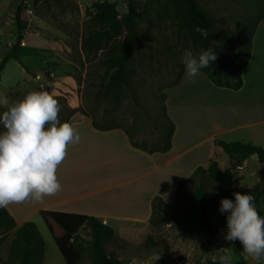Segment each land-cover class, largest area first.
Wrapping results in <instances>:
<instances>
[{"label": "rangeland", "instance_id": "1", "mask_svg": "<svg viewBox=\"0 0 264 264\" xmlns=\"http://www.w3.org/2000/svg\"><path fill=\"white\" fill-rule=\"evenodd\" d=\"M135 1L139 12L137 35L140 46L139 52H133L129 60L131 86L106 96L103 93L106 51L88 53L83 42L89 34L101 30L100 23L94 18L95 4L113 3L120 14H125L128 12V0H40L24 3L0 0V62L12 48L9 43H16L15 13L19 5L24 27L19 46L20 61L10 60L1 71L0 93L8 97L9 104H14L30 91H46L48 86L49 93L61 106L60 112L64 117L69 116L70 122L85 118L95 120L99 124L123 129L137 142L154 146L161 138V127L165 124V94L184 67L180 58L185 49L201 50L185 41L174 20L161 16L165 0ZM198 1L203 10L218 19L219 29L230 37L241 36L247 27L256 25L258 28L264 24V0ZM124 38L123 35L117 40L122 43ZM3 111L6 108H0V112ZM172 113L173 117L180 118L175 109ZM216 161L222 169L232 163L223 151ZM245 165L244 170H236L234 174L236 189L264 183L256 155L250 156ZM258 170L257 174H251ZM207 186L213 189L211 183ZM194 192L195 188L190 187L180 197L175 209L177 214L185 216L189 213ZM26 203L22 210L18 204L13 205L25 213L33 206L32 202ZM219 203L220 200L212 219L219 230L215 235L203 233L197 237H183L172 226L168 214L157 212L149 224L110 220L109 226L122 241L117 245L110 244L108 251L127 264H152L153 261L154 264H219L221 255H228L232 264H261L245 252L242 258L238 257L231 243L223 238L227 232L226 214L219 212ZM260 205L264 216V189ZM32 221L46 244L44 264H66L43 219L36 215ZM15 232L13 229L0 235V264H11L9 256ZM80 235L84 240L90 239L85 229ZM83 247L82 264H90L89 246L83 243Z\"/></svg>", "mask_w": 264, "mask_h": 264}, {"label": "crops", "instance_id": "2", "mask_svg": "<svg viewBox=\"0 0 264 264\" xmlns=\"http://www.w3.org/2000/svg\"><path fill=\"white\" fill-rule=\"evenodd\" d=\"M252 45L239 91L215 87L203 72L191 79L184 73L180 83L168 89L167 111L175 133L166 153L150 154L134 147L120 128L98 130L87 118L71 123L80 142L68 146L58 166L61 190L40 203L32 202L25 213L13 204L7 206L17 227L42 210L93 216L107 225L110 220L149 224L155 197L172 206L178 186L198 167L216 161L222 151L216 140L264 149V24L257 28ZM173 109L180 118L173 117ZM258 164L264 172V162ZM25 204L18 207L22 210Z\"/></svg>", "mask_w": 264, "mask_h": 264}, {"label": "trees", "instance_id": "3", "mask_svg": "<svg viewBox=\"0 0 264 264\" xmlns=\"http://www.w3.org/2000/svg\"><path fill=\"white\" fill-rule=\"evenodd\" d=\"M21 3L27 1L38 2L40 0H19ZM95 20L100 23L101 30L89 34L83 42V48L88 53H97L105 50L106 77L104 79V95L119 93L122 88H130L129 60L133 52H139L140 39L137 35L138 7L135 0H128V12L120 14L116 5L108 2L95 4ZM162 17H167L176 22V25L184 36L185 41L191 42L200 50L215 46L217 60L209 68L201 72L207 75L211 83L222 89L239 91L244 86L243 72L247 68L252 54V40L257 26L247 27L239 37H230L218 27V19L203 10L198 0H165ZM17 24L16 43L10 52L0 62L1 71L12 59L20 61L19 46L23 40L24 27L21 20L20 5L15 13ZM201 27L208 31L207 39L202 37L196 28ZM125 36L121 43L117 40ZM110 43V44H109ZM29 74L28 69L26 68ZM185 73L184 67L169 87L177 86ZM46 84V83H45ZM47 92L49 87H45ZM116 93V94H117ZM167 102V94H165ZM61 123L70 122L69 116L64 117L59 112ZM162 134L154 146H147L137 142L130 137L131 144L147 153H166L172 148V140L175 133V124L168 115L167 104L163 107ZM93 125L98 130H111L114 127L99 124L95 120ZM127 133V132H126ZM128 134V133H127ZM215 144L222 149L231 159V166L222 169L215 160L208 166L198 167L195 172L183 181L177 189V200L172 205H166L161 197H155L152 201L153 215L150 222L156 218V213L168 214L172 226L181 232L183 237L200 236L203 233L215 235L219 232L214 226L212 219L217 212L218 201L222 198L234 199L233 193H248L255 197V207L260 216L262 210L260 205L264 183L259 182L253 187L236 189L234 186V174L239 167L252 155L258 157L259 162H264V149L250 143L233 142L228 143L216 140ZM264 178V172H263ZM211 183L213 189L207 185ZM194 187L195 192L190 198L189 213L185 216L177 214L175 210L179 204L180 197L188 188ZM53 240L55 241L66 264H82L84 247L87 243L90 253V264H127L117 259L108 251L110 244L117 245L122 240L114 229L96 217L48 210L40 211ZM16 229L15 238L9 256L11 264H44L46 258V244L36 224L31 220L17 227L16 220L7 208L0 209V235ZM89 232L90 239L84 240L80 235L81 230ZM230 242V241H229ZM234 253L243 257L244 250L237 240L230 242ZM213 264V263H212ZM214 264H217L216 262ZM243 264H245L243 262ZM264 264V262H261Z\"/></svg>", "mask_w": 264, "mask_h": 264}, {"label": "clouds", "instance_id": "4", "mask_svg": "<svg viewBox=\"0 0 264 264\" xmlns=\"http://www.w3.org/2000/svg\"><path fill=\"white\" fill-rule=\"evenodd\" d=\"M195 30L208 38L206 29ZM180 60L185 75L195 78L217 60L215 46L199 52L185 49ZM60 107L58 100L43 90L30 91L14 104L0 93V108H6L0 112V209L26 201L40 203L61 190L58 166L65 160L68 146L80 142V135L70 123H61ZM233 197L219 203V212L226 214L223 238L238 240L249 257L264 262V216L256 210L255 197L240 192H234ZM219 264H232V260L221 255Z\"/></svg>", "mask_w": 264, "mask_h": 264}, {"label": "built area", "instance_id": "5", "mask_svg": "<svg viewBox=\"0 0 264 264\" xmlns=\"http://www.w3.org/2000/svg\"><path fill=\"white\" fill-rule=\"evenodd\" d=\"M237 170H242V167H239Z\"/></svg>", "mask_w": 264, "mask_h": 264}]
</instances>
